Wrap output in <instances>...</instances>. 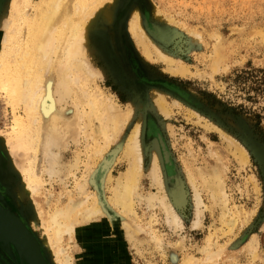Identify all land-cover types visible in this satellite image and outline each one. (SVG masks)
<instances>
[{
	"label": "rangeland",
	"instance_id": "obj_1",
	"mask_svg": "<svg viewBox=\"0 0 264 264\" xmlns=\"http://www.w3.org/2000/svg\"><path fill=\"white\" fill-rule=\"evenodd\" d=\"M112 3L116 4L112 30L105 26L95 32L96 44L89 56L100 77L87 89L95 92L98 87L121 109L129 104L134 110L123 134L108 148L104 147L97 165L94 164L99 159H94L95 155L88 151L91 148L96 150L98 145L104 146L100 137H81L76 146L69 142L70 146H65L68 150L63 147L60 152L62 165L63 162L73 164L74 157H79V167L77 165L72 171L78 180L87 171L90 159H94L92 170L87 171L93 173L88 193L110 209L108 212L112 217L111 224L100 218L76 226V232L86 233L85 245L91 242L104 248H85L81 234L76 235L75 245L64 240L63 247L67 248L73 264H88L95 258L105 261L99 264H179L187 255L195 259V264H264V111L255 109L253 112L254 107L246 114L232 111L236 109L238 112L240 105H247L243 90L248 85L238 83L236 77L243 71L264 70V0H114ZM132 7L141 13L143 30L150 40L173 56L185 69V75L171 74L156 58L145 59L126 30V16ZM112 37L113 46L110 43ZM215 57L220 58L217 64L214 63ZM159 93L168 106V116L154 109L155 95ZM67 101L73 104L71 99ZM4 105L0 101V131L8 130L12 118L11 109ZM67 109L71 110L73 106L69 105ZM101 122L93 119V128ZM137 122H140L139 139L143 153V175L139 179L138 193L143 198L158 194L147 175L154 152L159 158V173L166 194L182 218L181 230L168 224L157 202L151 208L143 198L136 201L135 217H129L133 224L125 219L129 230H124L118 209L114 206L111 209L106 200L111 198L112 190H105L101 184L106 172L102 162H112V181L126 170L127 162L121 155L120 146ZM237 149L244 152L245 163L239 158ZM163 152L168 156V164ZM0 159V208L11 216V226L30 235L32 241L18 234L26 240L28 248L32 244L37 248L38 264H58L57 258L40 246L38 238L43 236L41 217L35 211L41 209L45 217L53 203L58 201L64 205L69 196L78 198L72 190V175L64 165L59 176H55L61 183L56 178L51 182L44 176L47 185L40 196L35 195L37 203L33 205L36 206L26 198L22 200V206L15 197L19 181L11 173L10 163L3 153ZM213 171L220 176L226 207L222 202H215L208 185L202 183L203 179L213 175ZM66 173L68 176H64ZM188 176L193 177L194 188ZM112 181L108 189L112 188ZM4 183L8 191L4 189ZM193 189L202 203L198 227H192L195 219ZM173 197L178 199L177 202ZM44 199L50 206L46 207ZM94 200L89 197L82 208L92 205ZM151 217L150 229L162 242L159 249L148 231ZM229 220L234 221L233 226L227 222ZM136 223L139 229L134 226ZM125 231L132 234L129 235L131 240ZM10 232L0 218V237ZM207 236H210L209 243L206 242ZM252 239L256 247L254 256L245 248ZM76 244L81 248L76 249ZM207 245L209 252L219 253L213 262H207L206 253L201 252ZM24 251L19 252L12 242L0 238V264H31ZM173 257L178 262H174Z\"/></svg>",
	"mask_w": 264,
	"mask_h": 264
},
{
	"label": "bare ground",
	"instance_id": "obj_2",
	"mask_svg": "<svg viewBox=\"0 0 264 264\" xmlns=\"http://www.w3.org/2000/svg\"><path fill=\"white\" fill-rule=\"evenodd\" d=\"M112 2L114 0H0V101L11 109L12 117L11 124L7 126L8 130L0 131V154L3 153L6 161H9L11 173L15 174L14 178L19 181L15 197L21 205L22 200L26 198L32 206H36L33 205L37 203L34 197L35 195L40 196L41 191L44 190L46 184L44 176L53 182L54 178L58 179L55 176H59V172L65 166L66 171L72 175L74 180L72 190H75L76 196H79V200L75 198V195L69 196V200L67 198L68 201L66 204L63 203L64 205H60L58 201L53 203L52 209L46 212L45 217L41 209L35 211V214L41 217L43 236L38 238L40 246L50 256H55L58 264H73L67 248L63 247V241L67 240L68 243L75 245L76 235L79 234L76 232V226L100 218L106 219L108 224H111L112 217L108 212L110 209L99 204L97 197L88 193L93 173L87 171L92 170L94 159H99L94 165L102 159L104 147L108 148L123 134L134 109L129 104L121 109L114 103L115 100L113 101L112 97L104 95L98 87H95V92L87 88L91 83L97 82L100 77L89 56L90 52H93L92 46L96 44L95 32L105 26L112 30L111 23L116 18V4ZM129 11L128 18L126 16V30L141 49L145 59L156 58L167 66L171 74L185 75V69L177 64L176 59L153 43L144 32L141 13L138 9L132 7ZM120 26L121 23L116 27L117 31ZM112 41L114 37L110 38V43ZM113 45L111 43V46ZM219 60L220 58L215 57L214 63L217 64ZM96 78H98L97 81ZM155 97L154 109L168 116L170 112L161 93ZM69 99L73 101V104L68 103ZM69 105L71 108L73 106V109L68 110ZM93 119H100L102 122L93 128ZM139 123L131 127L124 143L120 146L121 155L127 162L126 170L112 181L110 177L112 162L104 161L102 162L104 165H101L103 170H106L101 184L105 190H112L111 198L106 200L110 202L111 209L112 206L118 209L123 219L120 224L125 227L121 228L124 230H129L128 221L131 220L129 217L134 218L136 215V201L140 202L143 198L138 193L139 179L143 175L141 173L143 153L139 139ZM81 137L88 139L100 137L104 146L98 145L96 150L91 148L88 151L93 153L95 158L90 159L87 171L78 180L76 173L72 171L77 167L79 157H74L75 163L73 164L63 162L62 165L60 152L65 146L66 148L67 145L70 146L69 142L73 145L75 143L76 146ZM238 151L240 152L239 158L242 163H245L244 152L237 149ZM159 164V158L153 152L147 175L158 194H149L143 199L151 208L157 202L168 224L174 229L181 230L182 218L173 208V202H170L166 194L165 183L160 178L161 166ZM110 181L113 182L112 188L108 189ZM188 181L194 188L193 177L188 176ZM59 182L61 183V180ZM202 183L208 185L213 200L222 202L226 207V196L220 176L213 171V175H210L208 179H203ZM3 185L8 191L5 186L7 184ZM193 190L195 219L192 227H198L202 203L196 190ZM173 191L178 192L177 189ZM174 196L177 197V195ZM89 197L95 199L93 204L82 208L87 204ZM173 198L177 202L178 199ZM44 201L46 207L50 206L46 199ZM152 219L153 217L147 227L149 226L151 240L156 242L159 249L160 237L150 229ZM227 222L231 226L234 224L233 220ZM134 226L139 227L138 224ZM92 229L95 230L94 227ZM80 234L85 248L94 250L104 248L91 244V242L85 245L84 234L86 233L82 231ZM130 234L127 233L129 239L132 236L131 234L129 237ZM89 236L92 237V234ZM209 240L210 236H207L206 242L209 243ZM75 247L76 249L81 248L77 244ZM245 248L254 256L255 240L252 239L246 243ZM201 250L206 253L207 262H213L219 255L216 252H209V245ZM172 260L178 262L175 257ZM101 261L104 260L95 258L91 259L88 264H99ZM179 264H195V259L187 255L180 260Z\"/></svg>",
	"mask_w": 264,
	"mask_h": 264
},
{
	"label": "trees",
	"instance_id": "obj_3",
	"mask_svg": "<svg viewBox=\"0 0 264 264\" xmlns=\"http://www.w3.org/2000/svg\"><path fill=\"white\" fill-rule=\"evenodd\" d=\"M236 81L243 85H248L244 89V98L246 106H239L238 112L236 109H232L233 112L246 114L254 107L259 112L264 111V70H249L241 72ZM249 106V108H248Z\"/></svg>",
	"mask_w": 264,
	"mask_h": 264
},
{
	"label": "water",
	"instance_id": "obj_4",
	"mask_svg": "<svg viewBox=\"0 0 264 264\" xmlns=\"http://www.w3.org/2000/svg\"><path fill=\"white\" fill-rule=\"evenodd\" d=\"M163 155H164L165 162L168 164L169 160H168L167 154L163 152ZM0 218L3 220L6 228H8L11 231L10 234H8L7 236L0 237V238L9 240L10 242H12V244L17 248V250H19V252H22L23 250H25L24 252L28 254L31 264H38V261L36 258L37 248L34 246V244H32L31 248H28L26 244L27 243L26 240L18 236V234L19 235L21 234V236H24L28 240L32 241V239L30 238V235L22 229L11 226L10 222H12V218L2 208H0Z\"/></svg>",
	"mask_w": 264,
	"mask_h": 264
}]
</instances>
